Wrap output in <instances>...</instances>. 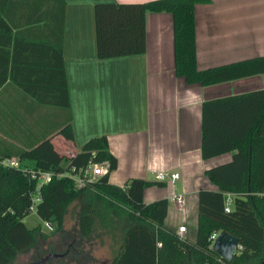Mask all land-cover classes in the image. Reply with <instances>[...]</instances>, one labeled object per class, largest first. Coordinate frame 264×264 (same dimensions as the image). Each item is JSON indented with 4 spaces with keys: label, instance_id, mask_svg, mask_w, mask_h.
Instances as JSON below:
<instances>
[{
    "label": "crops",
    "instance_id": "crops-1",
    "mask_svg": "<svg viewBox=\"0 0 264 264\" xmlns=\"http://www.w3.org/2000/svg\"><path fill=\"white\" fill-rule=\"evenodd\" d=\"M154 1L0 0V68L8 64L19 80L40 84L50 102L64 101L67 84L70 102L67 108L40 104L8 81L0 89V158H19L16 153L46 139L59 153L76 155L90 140L105 137L118 162L110 184L123 187L132 179L155 183L146 189L144 202L167 199V227L186 226L193 240L199 192L218 190L206 172L233 158V153L203 158V104L264 89V75L211 87L188 85L176 74L174 17L169 13L147 15L144 54L99 59L96 6ZM195 14L199 70L264 57V0H211L198 5ZM67 123L73 126V141L61 134ZM159 172H178L181 179L175 186L162 185L155 179ZM175 195L185 196L186 212L176 209ZM81 203L79 199L69 208L64 228L71 213L78 227ZM104 235L112 253L113 240ZM109 257L104 264H113L114 256Z\"/></svg>",
    "mask_w": 264,
    "mask_h": 264
},
{
    "label": "trees",
    "instance_id": "trees-1",
    "mask_svg": "<svg viewBox=\"0 0 264 264\" xmlns=\"http://www.w3.org/2000/svg\"><path fill=\"white\" fill-rule=\"evenodd\" d=\"M211 0H158L147 4H99L95 8L98 58L113 59L146 52V17L169 13L174 17L176 74L188 85L211 87L264 75V57L201 71L197 64L196 7ZM9 63V54L6 57ZM61 74V72H60ZM11 81L40 104L69 107L67 84L64 101L50 102L40 84L19 80L17 70L0 68V89ZM60 80V94L62 92ZM61 134L75 139L72 124ZM233 153L229 163L206 172L217 191L198 195V225L195 239L182 241L177 230L166 225L170 202H144L147 180L132 179L125 186L110 184L117 168L107 138L90 140L76 155L59 153L51 139L18 154L24 167L54 173L52 183L37 191V182L20 170L0 167V264H12L19 254L33 248L40 237L49 239L64 228L70 206L81 199L78 214L80 235L91 240L104 232L113 240V264H264V89L208 100L202 110V156L205 160ZM5 159L0 158V160ZM90 163H109V173L98 183L78 188L60 174L83 169ZM166 183H162L164 185ZM40 194L37 215L55 221V232L24 219L30 214L32 197ZM234 194L233 208L225 211L226 195ZM214 233H227L242 249L231 261L216 252L210 242ZM161 242L163 246L158 247Z\"/></svg>",
    "mask_w": 264,
    "mask_h": 264
},
{
    "label": "rangeland",
    "instance_id": "rangeland-1",
    "mask_svg": "<svg viewBox=\"0 0 264 264\" xmlns=\"http://www.w3.org/2000/svg\"><path fill=\"white\" fill-rule=\"evenodd\" d=\"M68 216L65 228L54 234H49L51 232L45 229L43 221L37 214L32 213L26 217L24 222L27 227L34 229L40 225L42 230L51 236L49 239L39 236L36 245L19 254L12 264L37 263L52 253L63 255V257L54 258L47 264H104L105 259L113 255L105 244L107 237L99 232L91 240L84 239L74 224V214L71 213Z\"/></svg>",
    "mask_w": 264,
    "mask_h": 264
},
{
    "label": "built area",
    "instance_id": "built-area-1",
    "mask_svg": "<svg viewBox=\"0 0 264 264\" xmlns=\"http://www.w3.org/2000/svg\"><path fill=\"white\" fill-rule=\"evenodd\" d=\"M0 167L4 168H12L16 170L22 171L24 174L28 175L32 180L37 182V191L40 190L50 183H52L54 179V173L51 172H43L34 169H30L24 167L21 159L19 158H5L0 160ZM110 164L109 163H102V164H94L90 163L86 168L83 169H76L73 168L72 172L70 173H63L59 175V178H69L73 180L78 188H86L91 184H96L99 180L106 176L109 173ZM155 179L160 183L171 184L173 186L181 179V174L178 172H159L156 174ZM234 194L228 193L226 195V204H225V211L230 213L233 208L234 203ZM42 197L38 193L32 197V205L30 207V212L37 214V205L41 203ZM172 202L176 206V209L179 212H186L187 211V201L185 196L183 195H175L172 197ZM45 229L47 231L53 233L55 232V225L51 221H44L43 222ZM188 230L186 226L179 227L177 230V236L180 240L184 241L187 238ZM220 233H214L211 238L210 242L212 247L216 242L217 238L219 237ZM163 244L161 242L158 243V247L161 248ZM242 249L240 245L239 250Z\"/></svg>",
    "mask_w": 264,
    "mask_h": 264
},
{
    "label": "water",
    "instance_id": "water-1",
    "mask_svg": "<svg viewBox=\"0 0 264 264\" xmlns=\"http://www.w3.org/2000/svg\"><path fill=\"white\" fill-rule=\"evenodd\" d=\"M52 221L54 222L55 226L58 225V222L55 221V218H52ZM239 247H240L239 239L227 233L220 234L213 245V249L216 252H218L222 258L228 261L234 259L235 255L239 252ZM60 257H63V255L52 253L46 256L45 258H43L42 260H40L39 262L32 264H47L50 260Z\"/></svg>",
    "mask_w": 264,
    "mask_h": 264
}]
</instances>
